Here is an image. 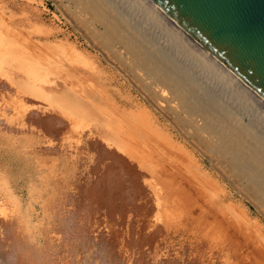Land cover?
I'll return each instance as SVG.
<instances>
[{
	"label": "rangeland",
	"instance_id": "obj_1",
	"mask_svg": "<svg viewBox=\"0 0 264 264\" xmlns=\"http://www.w3.org/2000/svg\"><path fill=\"white\" fill-rule=\"evenodd\" d=\"M59 1L0 0V264H264V214L168 128ZM104 116L136 124L140 146L101 135ZM247 190L263 204L260 188Z\"/></svg>",
	"mask_w": 264,
	"mask_h": 264
},
{
	"label": "bare ground",
	"instance_id": "obj_2",
	"mask_svg": "<svg viewBox=\"0 0 264 264\" xmlns=\"http://www.w3.org/2000/svg\"><path fill=\"white\" fill-rule=\"evenodd\" d=\"M67 2L73 9L68 7L74 14L71 21L104 59L145 98L168 128L202 153L215 172L263 215L264 198L262 204L247 188H260L264 197V98L232 74L152 0ZM93 25H98L100 32L94 31ZM114 35H118L117 39L112 40ZM80 108L85 116L92 112L88 107ZM105 116L96 125L101 135L106 138L108 134L115 135L118 146L124 145L131 151L140 146L134 135L136 124L115 128ZM128 117L132 119L135 114L128 113ZM155 119L146 118L156 137V125L160 122ZM155 137L150 138L144 132L139 138L162 152ZM163 139L169 151L175 150L170 139ZM239 174L241 178L237 179ZM209 193L212 195L211 190Z\"/></svg>",
	"mask_w": 264,
	"mask_h": 264
},
{
	"label": "water",
	"instance_id": "obj_3",
	"mask_svg": "<svg viewBox=\"0 0 264 264\" xmlns=\"http://www.w3.org/2000/svg\"><path fill=\"white\" fill-rule=\"evenodd\" d=\"M264 98V0H152Z\"/></svg>",
	"mask_w": 264,
	"mask_h": 264
},
{
	"label": "built area",
	"instance_id": "obj_4",
	"mask_svg": "<svg viewBox=\"0 0 264 264\" xmlns=\"http://www.w3.org/2000/svg\"><path fill=\"white\" fill-rule=\"evenodd\" d=\"M51 6H52V4H51ZM49 9H50V7H49ZM49 9H48V14L50 13ZM50 16H51V18H53L54 20H57L59 22L61 20L66 22V18L60 12L56 13L55 10H53L52 13H50Z\"/></svg>",
	"mask_w": 264,
	"mask_h": 264
}]
</instances>
